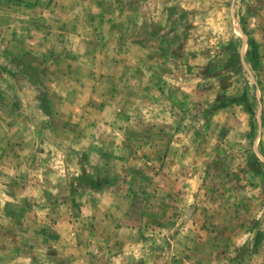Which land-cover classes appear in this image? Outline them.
I'll return each instance as SVG.
<instances>
[{
  "label": "rangeland",
  "instance_id": "1",
  "mask_svg": "<svg viewBox=\"0 0 264 264\" xmlns=\"http://www.w3.org/2000/svg\"><path fill=\"white\" fill-rule=\"evenodd\" d=\"M0 264H264V0H0Z\"/></svg>",
  "mask_w": 264,
  "mask_h": 264
}]
</instances>
